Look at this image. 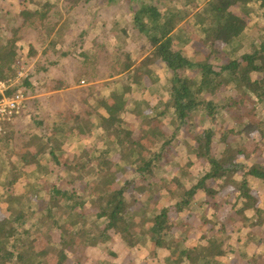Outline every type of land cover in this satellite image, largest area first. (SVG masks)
Wrapping results in <instances>:
<instances>
[{
  "label": "trees",
  "instance_id": "1",
  "mask_svg": "<svg viewBox=\"0 0 264 264\" xmlns=\"http://www.w3.org/2000/svg\"><path fill=\"white\" fill-rule=\"evenodd\" d=\"M118 1L108 0V3ZM36 3V11H20L22 23L11 30L10 37L0 35V80L15 81L7 96L18 90L26 94L31 86L30 75L17 79L15 50L27 47L25 57H37L36 46L27 41L28 32L26 38L20 37L19 32L28 29L45 41L47 32L55 30L49 18L56 3L51 0ZM259 12L264 15V0L207 2L201 16L202 23L210 19L202 38L207 51L203 60L197 61L185 57L172 38L173 31L186 17L185 13L180 10L161 13L154 4L130 8L135 37L145 38L149 53L144 64L135 66L136 57L130 51L119 52L125 41L122 47L115 48L117 67L111 69V76L115 77L113 88L97 101L104 111L99 115L100 123L97 126L81 122L86 132L100 128L99 140L105 147L93 145L80 153L64 154L65 159L58 145L50 149L39 146L34 153L23 151L19 155L24 165H32L37 160L45 161L48 154L51 163L63 170V174L52 173L48 163L42 166L37 163L39 175L34 184L27 187V193L15 194L7 189L2 201L5 206L0 204V264L78 262L85 259L87 248L100 247L114 235L130 249L148 244L153 253L159 249L168 250L173 264H218V259L232 254L230 240H225L228 229L236 234L237 240L242 235L247 237L245 246L252 244L249 245L252 247L250 252L253 251L247 259L249 264H264V251L257 248L264 244V208L258 207L248 182V178L253 177L264 184V162L248 164L261 154L259 147L264 146V132L258 124L244 121L240 113V102L244 98L264 107V37H259L248 51L238 40ZM115 29L127 35L126 30L118 26ZM219 44L226 48L224 53L219 50ZM152 63L163 66L169 74L168 97L148 106L149 111L138 126L131 128L125 119L126 105L131 103L129 97L136 92L131 86L136 84L137 90L146 89L142 76L150 80L151 85L157 82L148 69ZM187 72L198 74L200 82L197 84L188 78ZM81 74L88 77L86 66ZM231 85L235 90L230 88ZM59 88L60 85L53 86V89ZM223 92L225 95L222 96ZM207 95H210L209 99ZM139 111L137 107L133 113ZM223 113L230 114L234 124L230 128H219L218 132L217 120ZM205 121L210 122L207 127L200 131L193 129L197 123L203 125ZM169 123L175 129L168 137L164 127ZM2 126L5 129L9 124ZM187 127L191 128L190 141L185 145L192 157L187 165L200 163L201 176L188 188L179 178H173L170 186L163 180H155L168 148L180 130ZM12 134L3 136L1 133L0 136L11 140ZM230 137L233 139L229 140ZM41 167L45 170L43 174ZM127 172L141 178V183L135 187L137 193H148L151 200L163 191L162 198L169 205L158 212L149 206L131 211V200L126 193L134 180L124 182L118 176ZM15 181L9 182V187ZM91 185L96 193L89 189ZM46 193L45 200L42 196ZM197 194L205 196L202 204L212 208L214 213L230 206L220 236H210L209 231H205L196 239L195 228L187 224ZM222 197L223 202L220 201ZM31 199L44 201L40 210L31 205ZM86 205L88 213L83 212ZM171 211L175 214L174 219L170 216ZM203 214L199 216L197 227L208 221L206 211ZM177 224L184 228L182 234L186 246L182 249H177L174 239L169 237ZM44 237L46 246L36 250L38 239ZM203 242L205 244L201 245Z\"/></svg>",
  "mask_w": 264,
  "mask_h": 264
},
{
  "label": "rangeland",
  "instance_id": "2",
  "mask_svg": "<svg viewBox=\"0 0 264 264\" xmlns=\"http://www.w3.org/2000/svg\"><path fill=\"white\" fill-rule=\"evenodd\" d=\"M38 1L0 0V35L10 37L12 31L8 28L21 24L22 19L19 16V10L21 9L19 5L22 10L36 11L38 9L36 2ZM51 1L57 5L49 18V21L55 25V30L47 32L45 41L42 38H38L37 34L29 32L28 29L24 33L19 32V34L20 37L26 38L25 33L28 32L27 41L36 46V48H39L41 44L40 50L45 45L51 46V49L47 51L48 59L51 61L56 60L57 62H54V64L48 62L47 64H49L50 68L46 73L42 74L40 70H35L36 66L44 64L46 53L44 55L42 52L40 53V58H43V60L41 61L39 58L38 65L33 63L35 58L25 57L28 52L27 47L22 50L17 49L14 53L18 60L15 65V74L19 78L30 75L31 86L25 92L26 94L20 90L24 95L25 103L22 104L23 107L20 113L8 123L9 127L7 126L8 128L1 132L4 134L3 136H8L9 133L13 132L11 140L0 136V204L2 207L5 206L2 201L7 189L10 188L9 192L15 194L20 192L27 193V187L33 185L35 179L38 178L39 173L36 172L37 163H40L41 166L48 163L52 173L63 174V170L51 163L48 154L45 155V161L37 160L32 165H24L19 158L23 151L34 153L39 146L50 149L58 145L63 154L62 157L65 159L66 156L64 154L80 153L83 149L91 148L93 144L99 148L105 147L104 143L99 140L100 130L95 129L96 131L86 132L84 124L81 122L78 127H75V123L77 124L76 117L92 124L94 122L97 126L99 125V115L104 114V111L97 104V101L102 97H106L113 88L112 80L114 77L111 76V69L117 67L114 58L115 48L122 47L123 41L126 44L123 50L119 51L120 54L130 51L136 57V65H141L144 60L143 55L147 53L149 47L146 45L145 38L135 37L136 32L129 15L130 8L138 9L142 5L154 4L161 13L180 10L181 13L186 14V17L172 33L175 47L181 50L185 57L197 61H202L207 51V45L202 41V38L204 29L208 26L207 23L210 22V19L207 22H203V24L201 16L205 5L211 0H119L118 3H108V0ZM252 23L251 27L245 30L238 39L244 50L247 51L257 42L259 37H264V15L259 12L258 17ZM115 26L126 30L127 35L117 31ZM143 46L147 49L144 50ZM225 49L223 44H219L221 53H224ZM38 51L37 57L39 56ZM52 65L53 67H51ZM84 66L87 68L88 77L81 74ZM150 70L157 81L152 87L137 90L136 84L131 86L132 90L136 92L129 97L131 103L126 105L127 113L125 115L128 126L131 128H136L145 113L149 111L147 107L150 105L147 104L150 100H152L151 105H153L163 102L168 97L169 74L161 65H154L150 67ZM187 77L197 84L200 82V76L195 72H187ZM140 78L143 83L146 82V86H149L145 76ZM56 84L60 85L59 89H53ZM230 88L235 90L233 85ZM221 94L223 96L225 92ZM209 96L207 95L206 98L209 99ZM234 97L235 99L238 98V96ZM137 107L141 111L134 114L133 112ZM240 113L244 121L258 124V127L264 132V107L254 104L248 98H244L240 102ZM223 114L217 120L216 128L218 132L220 131L219 128H230L234 124V118L230 114ZM65 119L66 122L63 121ZM209 124L210 122L208 121H205L203 125L197 123L196 128L193 129L200 131ZM62 126L64 127L62 128ZM174 129L175 126L169 123L164 127V133L169 137ZM190 131L191 128L187 127L180 130L176 135L177 138L168 148L167 155L161 163V171L158 172L155 180H163L170 186L173 183V178H179L188 188L201 176L202 166L200 163L187 165L192 160V157L187 153L185 145L190 141ZM232 139L233 137H230L229 140ZM49 140L53 142L50 143ZM246 146L249 147V144ZM259 150L261 154L250 160L248 162L249 165L253 162H264V146H260ZM40 171L41 174L45 172L42 167ZM118 176L124 182L125 180H134L133 185L129 187L126 193L127 198L131 200L129 205L131 211H137V209L149 206L155 212H158L163 206L169 205L162 198L165 194L163 191L156 193L151 200L148 198V193H137L135 187L141 183V178L137 174L127 172ZM14 179L16 180L15 183L12 187H9V182ZM41 180L44 181L45 179L42 177ZM248 180L250 188H252L257 197L258 204L263 208L264 184L253 177L248 178ZM93 187L91 185L89 189ZM96 191V189L94 191L92 189L91 192L96 193ZM46 196L47 193L42 198L46 200ZM204 200V195H196L190 209L191 215L187 220V224L195 228L193 233H195L196 239L200 238L205 231H209L210 236H220L222 221L226 220L229 215V207L214 213L212 208L209 209L206 207L207 205L204 206L202 204ZM223 200V197L220 198L221 202ZM43 202L31 199V205L36 210H40V205ZM87 207L86 205L84 213H88L89 208ZM205 211L208 221L197 227L200 221L199 216H203ZM170 216L174 219V212L171 211ZM183 229L181 224H177L170 232L169 237L174 239V245L177 249H182L186 246L183 241ZM225 236H228V239L225 240H230L228 243L230 242L229 244L232 245L230 250L232 255L224 259L221 264H249L247 262L248 256L246 257L245 253H240L244 252L243 245L241 241L237 240L236 234H233L228 229ZM46 243V237L38 239L35 244L36 250H42ZM203 244L205 242L201 243V245ZM259 248L264 251V244L260 245ZM153 252L154 250L148 244H140L134 249H130L119 240L117 235H114L112 239L103 243L100 247L87 248L84 252L85 259L82 258L78 262L72 261L68 264H173L170 261L171 254L169 251L159 249L155 253ZM50 264H53L52 261Z\"/></svg>",
  "mask_w": 264,
  "mask_h": 264
},
{
  "label": "built area",
  "instance_id": "3",
  "mask_svg": "<svg viewBox=\"0 0 264 264\" xmlns=\"http://www.w3.org/2000/svg\"><path fill=\"white\" fill-rule=\"evenodd\" d=\"M14 83L12 79L0 80V133L4 130L3 123L11 122L20 113L22 104L25 103L24 95L20 90L12 96H7V92Z\"/></svg>",
  "mask_w": 264,
  "mask_h": 264
},
{
  "label": "crops",
  "instance_id": "4",
  "mask_svg": "<svg viewBox=\"0 0 264 264\" xmlns=\"http://www.w3.org/2000/svg\"><path fill=\"white\" fill-rule=\"evenodd\" d=\"M19 8L21 9V10H19V13H20V11H22V8H21V6L19 5ZM30 11H32V10H30ZM19 16H20V14H19ZM21 18V17H20ZM23 20V19H22ZM205 22H207V21H205ZM21 23H22V21H21ZM210 23V22H209ZM204 24V23H203ZM20 26V25H19ZM19 26H10L8 29L9 30H13V29H17ZM42 45L40 44V46H39V48H37V51L38 50H40V47H41ZM48 49H51V46H49V45H45V47H43V49L42 50H40V51H38V57H36L34 60H33V63H35V64H37L38 65V60H39V58L41 57V55H40V53L42 52V54L44 55L45 53H46V56L44 57V64L43 65H38V66H36L37 68H36V70L35 71H38V70H40L41 71V73L42 74H44V72L46 73L48 70H49V68H50V66H49V64H47L48 62H50V63H52V64H54V62H57L56 60L54 61H51V60H49L48 58V56H47V51H48ZM45 50V51H44ZM148 53H149V50H147V53L145 54V55H143V62H141V64H144V61H145V58H146V56L148 55ZM40 60L42 61L43 60V58H40ZM137 65H139V64H137ZM136 64H135V66H137ZM154 65H156V64H150L149 66H148V69H150V67H152V66H154ZM34 67V66H33ZM40 67H41V69H40ZM51 67H53V65L51 66ZM35 68V67H34ZM60 69H62V68H60ZM34 72V71H33ZM36 73V72H35ZM153 73V72H152ZM115 78V77H114ZM147 79V78H146ZM148 80V79H147ZM36 83V82H35ZM148 84H149V86H146V82H145V86H146V88L147 87H152V85H151V82H150V80H148ZM152 92H153V90H152ZM153 94L155 95V92H153ZM151 102H152V100H150L149 101V103L147 104V105H151ZM102 111H103V109H102ZM101 115V114H100ZM76 120H78L79 121V123L80 122H82L83 120L82 119H80V118H76ZM64 121V120H63ZM8 123H10V122H8ZM78 122H77V124L75 123V127H78V124H79ZM93 124H95L94 122H93ZM96 125V124H95ZM97 130H100V128L98 127L97 128ZM96 131V130H95ZM32 141H34V139H32ZM94 145V144H93ZM250 178V177H249ZM255 179V178H254ZM255 180H257V179H255ZM258 182H259V180H257ZM248 182H249V180H248ZM262 183V182H261ZM263 184V183H262ZM252 189V188H251ZM257 198V197H256ZM258 201V200H257ZM223 202V201H222ZM257 205H258V207L259 208H261L260 207V205L258 204V202H257ZM225 207H230V206H224V207H222L221 209H223V208H225ZM264 208V207H263ZM263 208H261V209H263ZM220 209V210H221ZM219 210V211H220ZM218 211V212H219ZM223 223H225V220L224 221H222V225H223ZM246 239H247V237H245L244 235H242L241 237H240V239L238 240V241H241L242 242V245H243V251L244 252H240V253H245V255H246V257L248 256H250V254H249V252H250V250L252 249V247L251 246H249V245H252V244H249V245H246V246H249V247H245V241H246ZM254 244V243H253ZM258 248V250H260V251H262V249L261 248H259V246L257 247ZM248 249V250H247ZM162 250V249H161ZM165 250V249H164ZM168 251V250H167ZM255 251V250H254ZM251 253V252H250ZM248 254V255H247ZM232 254H230L228 257H230ZM235 255V254H234ZM228 257H221L220 259H218V261H219V263L221 264L222 263V261L224 260V259H227ZM248 257H247V259H248ZM108 264V263H107Z\"/></svg>",
  "mask_w": 264,
  "mask_h": 264
}]
</instances>
